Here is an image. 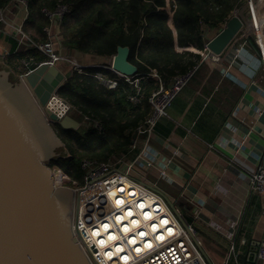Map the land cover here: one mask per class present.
Segmentation results:
<instances>
[{"label":"built area","instance_id":"1","mask_svg":"<svg viewBox=\"0 0 264 264\" xmlns=\"http://www.w3.org/2000/svg\"><path fill=\"white\" fill-rule=\"evenodd\" d=\"M30 1L9 0L0 9V41L14 36L18 42L15 52L19 49L29 52L22 58L15 55L11 64L18 72L17 76L29 73L42 63L55 66L64 64L72 72L78 73H86L89 67H102L114 72L111 61L105 65L82 63L62 50L60 27L71 10L70 4L58 3L53 9H42L49 19V24L44 28L47 40L41 41L37 35L33 37L27 32L24 27L30 17ZM246 4L251 21L240 33L245 32L249 41L250 37L253 38L264 67V0H247ZM240 9L233 15L239 14ZM202 52L204 60H220L219 55L210 52L207 43ZM240 52L241 48L237 50L236 58ZM9 54L7 52L6 56ZM41 55L44 56L42 60L38 58ZM194 72L179 74L166 81L153 69L149 76L158 81L159 87L149 98L152 112L137 127L130 148L107 161H81L83 181H75L70 186L75 193L73 231L93 264H208L197 239L196 223L201 219V211L195 209L193 222L186 228L157 187V182L148 180L150 175L167 177L166 167H158L155 156L149 154L151 140L159 121L167 116L168 106ZM114 73L118 79H124L136 88L129 98L134 103L140 102L143 97L140 82L145 76ZM94 76L109 88L118 85L117 79L100 71ZM95 126L102 130L99 123L95 122ZM134 153L132 160H127ZM137 172L142 173L143 177H137ZM250 188L252 193L264 192V160L250 171ZM238 224L237 221L232 222L231 234H236ZM256 257L264 262V240L256 247ZM233 258L238 263L234 244L224 264H230Z\"/></svg>","mask_w":264,"mask_h":264},{"label":"crops","instance_id":"2","mask_svg":"<svg viewBox=\"0 0 264 264\" xmlns=\"http://www.w3.org/2000/svg\"><path fill=\"white\" fill-rule=\"evenodd\" d=\"M0 45L10 52L7 38ZM196 51L202 55L199 66L151 140L149 154L158 167H166L167 177H150L166 188L159 190L176 203L186 221L192 223L195 209L201 211L197 239L212 264H224L233 244L238 263L233 258L230 264H264L256 257V247L264 240V192L252 193L250 188V171L264 160L263 63L245 32L219 61L204 60L203 50ZM5 62L16 70L10 59ZM236 221L238 230L231 234ZM206 241L209 248H204ZM210 249L221 250L224 262H213Z\"/></svg>","mask_w":264,"mask_h":264},{"label":"trees","instance_id":"3","mask_svg":"<svg viewBox=\"0 0 264 264\" xmlns=\"http://www.w3.org/2000/svg\"><path fill=\"white\" fill-rule=\"evenodd\" d=\"M9 0H0V9ZM247 0H31L30 17L25 30L41 41L47 40L44 28L49 19L42 9L55 8L58 3L70 4L71 10L60 27L62 50L82 62H99L111 59L119 46L130 47V61L138 67L143 97L134 103L130 95L134 86L118 79V75L102 67H89L86 73L72 72L66 65L61 68L66 80L57 94L71 104V115L81 122L78 129L53 127L69 152L66 157L51 161L71 181L81 183L83 159L107 161L113 155L127 151L137 127L146 120L152 107L149 98L158 89V81L149 76L154 69L166 81L174 76L195 71L202 59L207 38L220 29L233 13ZM170 8V10H169ZM172 13V15H171ZM172 18V25H171ZM177 32V38L175 35ZM10 41L7 59L22 58L29 52L17 47L14 36ZM254 44V40L250 37ZM255 45V44H254ZM256 46V45H255ZM179 48V49H178ZM196 50H193V49ZM44 59V56H38ZM107 64V63H105ZM102 72L118 80L109 88L94 74ZM15 79V78H14ZM99 123L102 130L95 126ZM90 123V124H89Z\"/></svg>","mask_w":264,"mask_h":264},{"label":"water","instance_id":"4","mask_svg":"<svg viewBox=\"0 0 264 264\" xmlns=\"http://www.w3.org/2000/svg\"><path fill=\"white\" fill-rule=\"evenodd\" d=\"M248 7L245 4L208 38L211 53L222 54L250 24ZM130 52L129 46L118 47L111 60L114 72L139 74ZM65 80L58 66L47 63L13 76L10 66L0 60V264H93L73 231L74 190L56 183L50 166L52 160L68 154L54 124L81 126L71 115V104L57 94ZM163 195L188 228L176 203Z\"/></svg>","mask_w":264,"mask_h":264},{"label":"rangeland","instance_id":"5","mask_svg":"<svg viewBox=\"0 0 264 264\" xmlns=\"http://www.w3.org/2000/svg\"><path fill=\"white\" fill-rule=\"evenodd\" d=\"M170 9V8H169ZM64 50V49H63ZM5 52V50L1 47V45H0V60L2 61V62H4V63H6L5 62V60L8 62V60H7V57L8 56H6V52ZM64 53H66V52H64ZM66 54H69V53H66ZM72 55V54H71ZM73 57H75L74 55H72ZM76 59H78L79 61L81 60V59H79V58H77V57H75ZM112 60V58L110 59V61ZM82 62V61H81ZM82 63H85V62H82ZM105 60L104 59H100V61L98 62V63H96V64H98V65H105ZM7 64V63H6ZM94 64V63H93ZM11 74L13 75V76H17L18 75V72L17 71H15V70H11ZM82 125V124H81ZM69 155V152H68V154H64V155H61V157L63 156V157H66V156H68ZM53 167V170H54V175H55V177L57 176V174H59L60 173V170L61 169H59L58 168V166H52ZM62 171V170H61ZM137 177H139V178H142L143 177V174L142 173H140V172H137L136 174H135ZM67 176V177H66ZM66 176L64 177V185L65 186H71V185H74V182L75 181H71V179H70V177L66 174ZM148 180L150 181V182H155L154 181V179L152 178V177H148ZM157 187L158 188H163V189H161L162 191H164V190H166V188L165 187H161L160 185L158 186V184H157ZM165 192V191H164ZM199 232V231H198ZM203 245H205V247L204 248H209L208 247V242L206 241L205 243H203ZM209 256H210V258H212L211 260L213 261V262H215V263H218V262H221V263H223L224 262V259L225 258H223L224 257V253H222V251L221 250H219V251H213V250H211L210 249V252H209Z\"/></svg>","mask_w":264,"mask_h":264},{"label":"bare ground","instance_id":"6","mask_svg":"<svg viewBox=\"0 0 264 264\" xmlns=\"http://www.w3.org/2000/svg\"><path fill=\"white\" fill-rule=\"evenodd\" d=\"M62 181H63V175L61 173L57 174L56 178H55V182L56 183H59V184H62ZM120 218H118L119 220Z\"/></svg>","mask_w":264,"mask_h":264},{"label":"flooded vegetation","instance_id":"7","mask_svg":"<svg viewBox=\"0 0 264 264\" xmlns=\"http://www.w3.org/2000/svg\"><path fill=\"white\" fill-rule=\"evenodd\" d=\"M55 125V124H54Z\"/></svg>","mask_w":264,"mask_h":264}]
</instances>
